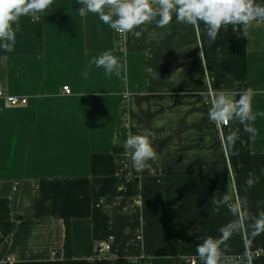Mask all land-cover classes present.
Segmentation results:
<instances>
[{"label":"crops","instance_id":"crops-1","mask_svg":"<svg viewBox=\"0 0 264 264\" xmlns=\"http://www.w3.org/2000/svg\"><path fill=\"white\" fill-rule=\"evenodd\" d=\"M80 7L53 0L21 16L14 50L0 48V91L28 100L12 107L0 98V264L200 262L197 245L221 236L237 203L249 218L221 245L219 264H249L256 250L251 264H264V231L250 227L264 213V116L255 135L208 119L220 91L239 99L247 90L253 113L264 112V23L248 25L247 36L224 26L212 42L203 22L173 14L164 28L126 34L120 53L115 30ZM104 51L118 58L119 75L90 64ZM236 128L240 138L228 143ZM144 129L158 158L137 172L124 142ZM101 242L111 251L100 256Z\"/></svg>","mask_w":264,"mask_h":264},{"label":"clouds","instance_id":"clouds-1","mask_svg":"<svg viewBox=\"0 0 264 264\" xmlns=\"http://www.w3.org/2000/svg\"><path fill=\"white\" fill-rule=\"evenodd\" d=\"M82 7L79 15L94 13L110 28L121 34L132 33L136 38L142 35L135 31L142 25L155 22L159 28L168 26L173 20L198 27L200 22L206 26L210 41L214 42L220 29L227 25L243 26L247 36V26L253 22L264 23V5L256 0H79ZM53 3V0H0V48L11 52L16 42V32L19 31L21 16L37 17ZM158 18V19H157ZM13 24L16 27H13ZM96 67L105 69L106 74L116 72L119 75L121 67L118 58L111 51H104L90 61ZM264 116V112L253 113L252 94L244 91L235 95L223 91L215 93L211 98L208 119L218 127L227 125L234 120L243 126L248 134H257L253 127L256 116ZM154 133L144 129L142 134L129 135L124 142L126 153L130 155L133 168L137 172L144 171L155 162L158 154L150 139ZM240 138V129L236 128L226 137L228 143H234ZM251 175V174H250ZM258 179V178H257ZM245 183L251 187L254 180L249 178ZM228 197L214 200V204H225ZM232 214L237 218L220 229L218 238L207 237L197 245V253L203 264H219L222 257L221 245L234 234L245 229V221L249 218L242 204H233ZM250 227L254 234L264 231V213L256 217Z\"/></svg>","mask_w":264,"mask_h":264},{"label":"built area","instance_id":"built-area-1","mask_svg":"<svg viewBox=\"0 0 264 264\" xmlns=\"http://www.w3.org/2000/svg\"><path fill=\"white\" fill-rule=\"evenodd\" d=\"M116 33V41H117V46H118V51L120 53H123L125 51V42H126V34H121L119 32H117L115 30ZM63 93L65 95H70L71 94V90L69 87H64L63 88ZM212 93H211V98H212ZM0 98H4L12 107H18V106H23L26 105L28 100L27 99H21L18 97H10V96H6L4 95L3 92L0 91ZM230 123V121H229ZM229 123L227 125H221L220 127H227L229 125ZM111 251V246L109 243L107 242H101L99 244L98 247V255H105L107 253H109ZM261 255V252L259 250L253 251V252H248L247 254V261L249 262V264H251V259L254 256H259ZM221 262V259L220 261ZM199 263H203L202 261H198V260H191L190 264H199Z\"/></svg>","mask_w":264,"mask_h":264},{"label":"trees","instance_id":"trees-1","mask_svg":"<svg viewBox=\"0 0 264 264\" xmlns=\"http://www.w3.org/2000/svg\"><path fill=\"white\" fill-rule=\"evenodd\" d=\"M70 247V237L69 232L67 231V237H66V249H69Z\"/></svg>","mask_w":264,"mask_h":264}]
</instances>
